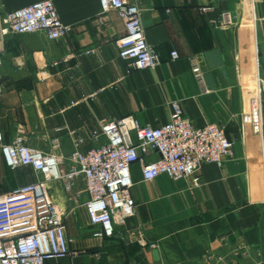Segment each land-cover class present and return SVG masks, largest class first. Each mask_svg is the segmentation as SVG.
<instances>
[{
  "label": "crops",
  "instance_id": "1",
  "mask_svg": "<svg viewBox=\"0 0 264 264\" xmlns=\"http://www.w3.org/2000/svg\"><path fill=\"white\" fill-rule=\"evenodd\" d=\"M36 1L0 0V11ZM54 2L71 27L66 36L49 39L39 31L6 38L0 94L5 142L20 134L34 148L68 157L104 142L92 137L102 119L133 115L160 126L172 118L173 102L196 126L237 131L226 132L234 141L232 155L222 167L204 163L198 185L167 175L144 180L141 164L134 163L136 212L116 225L113 237L93 236L98 227L87 215L83 176L46 181L72 251L47 264H264V106L262 112L252 108L256 72L251 78L248 53L258 50L264 77V4L257 3L255 20L249 0H140L147 41L162 61L127 73L116 45L126 28L116 10L103 12L100 0ZM69 167L63 160L61 168ZM41 178L32 166L9 167L0 147V193Z\"/></svg>",
  "mask_w": 264,
  "mask_h": 264
},
{
  "label": "built area",
  "instance_id": "2",
  "mask_svg": "<svg viewBox=\"0 0 264 264\" xmlns=\"http://www.w3.org/2000/svg\"><path fill=\"white\" fill-rule=\"evenodd\" d=\"M139 1L100 0L103 12L114 9L124 20L126 33L116 40V45L120 57L127 61V73L154 68L162 61L147 41ZM249 2L256 20L257 3L264 4V0ZM226 19L232 22L229 15ZM259 20L264 21V15ZM70 30L61 20L54 0H39L13 11H0V94L8 35L43 31L49 39H58ZM171 54L174 59L179 57L177 50ZM256 62L252 108L262 112L264 77L259 74L258 50ZM192 63L196 78L203 84L201 67L195 59ZM172 106V118L160 126L142 124L133 115L102 119L92 137L95 140L104 137V142L88 150L75 149L68 157L34 148L20 134L5 142L0 132V147L8 166L29 165L42 176L37 182L0 193V264H47L72 254L60 209L44 186L48 180L73 182L83 176L88 192L87 215L90 223L98 227L93 236L103 238L113 237L116 225L136 212L131 193L134 163L141 164L144 180L167 175L174 179L192 178L197 185L200 182L197 173L204 163L222 167L234 149V141L225 129L214 123L196 126L179 102H173ZM153 154L155 158H147ZM65 159L70 161L67 171L61 168Z\"/></svg>",
  "mask_w": 264,
  "mask_h": 264
},
{
  "label": "rangeland",
  "instance_id": "3",
  "mask_svg": "<svg viewBox=\"0 0 264 264\" xmlns=\"http://www.w3.org/2000/svg\"><path fill=\"white\" fill-rule=\"evenodd\" d=\"M263 56H264V53H262L261 59L264 58ZM262 63H263V62H261V64H262ZM254 67H255V66H254V62H253V66L251 65V67L249 68V70H250V75H251L250 77H251V78H254V69H255Z\"/></svg>",
  "mask_w": 264,
  "mask_h": 264
},
{
  "label": "water",
  "instance_id": "4",
  "mask_svg": "<svg viewBox=\"0 0 264 264\" xmlns=\"http://www.w3.org/2000/svg\"><path fill=\"white\" fill-rule=\"evenodd\" d=\"M225 131L226 132H231V131H237V128L231 126V125H228L226 128H225Z\"/></svg>",
  "mask_w": 264,
  "mask_h": 264
},
{
  "label": "bare ground",
  "instance_id": "5",
  "mask_svg": "<svg viewBox=\"0 0 264 264\" xmlns=\"http://www.w3.org/2000/svg\"><path fill=\"white\" fill-rule=\"evenodd\" d=\"M248 53L253 56L254 66H256V63H257L256 62V51L255 52L248 51Z\"/></svg>",
  "mask_w": 264,
  "mask_h": 264
}]
</instances>
